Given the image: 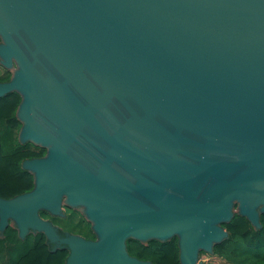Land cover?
<instances>
[{
  "label": "water",
  "instance_id": "95a60500",
  "mask_svg": "<svg viewBox=\"0 0 264 264\" xmlns=\"http://www.w3.org/2000/svg\"><path fill=\"white\" fill-rule=\"evenodd\" d=\"M0 95L20 94L30 189L7 224L42 232L62 264H154L126 238L177 237L206 264L234 212H264V0H0ZM80 208L94 237L46 214Z\"/></svg>",
  "mask_w": 264,
  "mask_h": 264
},
{
  "label": "trees",
  "instance_id": "16d2710c",
  "mask_svg": "<svg viewBox=\"0 0 264 264\" xmlns=\"http://www.w3.org/2000/svg\"><path fill=\"white\" fill-rule=\"evenodd\" d=\"M9 75V70L0 65V80L7 79ZM19 100L20 94L15 90L0 95V195L3 197L32 187V173L21 169L20 161L25 157L39 156L45 152V147L39 144L29 140L20 143L18 140L17 133L21 122L15 111ZM39 213L52 220L53 215L46 214L45 210H40ZM259 221L260 226L254 230L248 226V220L243 215L234 212L231 220L222 223L227 230V237L213 244L212 253L230 264H264V212L260 213ZM72 229L69 230L79 232L85 237L94 236L89 228L92 235L84 234L80 228L74 226ZM125 246L131 255L149 259L154 264H180L175 235L165 240L148 238L142 241L126 238ZM47 249L42 232H28L20 238L16 228L7 224L0 236V264L63 263L67 254L64 247L48 251Z\"/></svg>",
  "mask_w": 264,
  "mask_h": 264
},
{
  "label": "rangeland",
  "instance_id": "374dc122",
  "mask_svg": "<svg viewBox=\"0 0 264 264\" xmlns=\"http://www.w3.org/2000/svg\"><path fill=\"white\" fill-rule=\"evenodd\" d=\"M62 209L64 212L63 216L53 215L52 217L53 221L49 218L54 224L58 225L60 230L70 231L69 229H72L74 226V228H80L84 234L92 235L91 232L88 230V228L90 229V222L85 218L80 208H69L68 206L66 207L64 205ZM49 215H52V214H49ZM70 232L79 233L76 231H70ZM198 260H201L206 264H230L225 259L213 253L206 254V251H203V250L198 252Z\"/></svg>",
  "mask_w": 264,
  "mask_h": 264
},
{
  "label": "flooded vegetation",
  "instance_id": "af4514ba",
  "mask_svg": "<svg viewBox=\"0 0 264 264\" xmlns=\"http://www.w3.org/2000/svg\"><path fill=\"white\" fill-rule=\"evenodd\" d=\"M64 206V205H63ZM66 206V205H65ZM67 207V206H66ZM94 236L90 237V238H93Z\"/></svg>",
  "mask_w": 264,
  "mask_h": 264
}]
</instances>
